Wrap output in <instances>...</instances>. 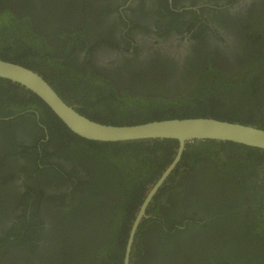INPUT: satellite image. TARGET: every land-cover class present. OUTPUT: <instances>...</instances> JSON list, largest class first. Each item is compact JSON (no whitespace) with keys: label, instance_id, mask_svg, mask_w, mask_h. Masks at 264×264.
<instances>
[{"label":"trees","instance_id":"16d2710c","mask_svg":"<svg viewBox=\"0 0 264 264\" xmlns=\"http://www.w3.org/2000/svg\"><path fill=\"white\" fill-rule=\"evenodd\" d=\"M90 1L0 0V60L38 72L101 124L214 118L264 130V5L260 30L239 33L235 61L215 49L181 73L169 61L127 71L123 81L89 55L80 60L84 30L97 25L93 14L82 15ZM28 107L39 120L24 114L3 121ZM0 119V253L18 251L25 264H124L132 224L179 142L83 139L36 95L2 78ZM148 214L156 218L142 221L132 264H264V150L187 144Z\"/></svg>","mask_w":264,"mask_h":264},{"label":"flooded vegetation","instance_id":"af4514ba","mask_svg":"<svg viewBox=\"0 0 264 264\" xmlns=\"http://www.w3.org/2000/svg\"><path fill=\"white\" fill-rule=\"evenodd\" d=\"M89 5L84 6L82 15L93 14L97 25L94 30H84L80 60L83 62L89 55L95 67L110 73L119 70L115 74L125 81L128 72L139 74L155 64L169 61L181 73L188 62H196L201 54L215 49L235 61L236 55L241 53L239 42L244 30H260L257 24L264 0H91ZM73 13L74 19L77 18ZM244 19L245 24L240 26L238 21ZM78 22H82L81 19L78 18ZM91 24L89 21L88 25ZM202 43H207L206 47ZM13 109L21 111L22 107ZM24 114L39 120L37 109L28 107L3 121ZM64 164L69 167V162ZM81 175H85L84 172ZM22 190L20 188V193ZM151 217L156 218L148 214L146 219ZM145 240L148 242L149 237ZM0 264L25 263L21 253L5 249L0 253Z\"/></svg>","mask_w":264,"mask_h":264},{"label":"water","instance_id":"95a60500","mask_svg":"<svg viewBox=\"0 0 264 264\" xmlns=\"http://www.w3.org/2000/svg\"><path fill=\"white\" fill-rule=\"evenodd\" d=\"M0 78L19 84L32 92L51 109L70 131L83 139L98 142L171 139L179 142V149L174 161L148 192L132 224L124 264L131 263L135 237L143 219L147 217L149 204L178 166L187 144L207 140L223 141L264 150V130L250 125L214 118L170 119L126 126L106 125L80 114L68 105L38 72L21 64L0 60Z\"/></svg>","mask_w":264,"mask_h":264}]
</instances>
